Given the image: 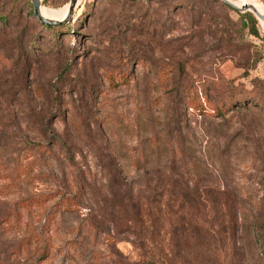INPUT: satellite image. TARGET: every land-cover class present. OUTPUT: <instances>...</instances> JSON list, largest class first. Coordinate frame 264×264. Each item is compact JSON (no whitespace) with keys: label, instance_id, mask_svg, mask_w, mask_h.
Wrapping results in <instances>:
<instances>
[{"label":"rangeland","instance_id":"1","mask_svg":"<svg viewBox=\"0 0 264 264\" xmlns=\"http://www.w3.org/2000/svg\"><path fill=\"white\" fill-rule=\"evenodd\" d=\"M222 2L81 0L55 37L0 0V264H264V21Z\"/></svg>","mask_w":264,"mask_h":264},{"label":"water","instance_id":"2","mask_svg":"<svg viewBox=\"0 0 264 264\" xmlns=\"http://www.w3.org/2000/svg\"><path fill=\"white\" fill-rule=\"evenodd\" d=\"M227 3H229L230 5H232L233 7L237 8V9H241V10H245V11H251L246 5L243 6H239L238 4H236L234 1L232 0H223ZM79 0H70L69 2V12L67 14L66 17H64L63 19H55V18H48L46 16L43 15L42 11H41V1L40 0H32L33 3V7H34V12L35 15L38 17V19L47 25H54V24H58V23H67L73 16L76 7L79 4ZM254 13V11H251ZM256 16H259L260 18L264 19V13H254Z\"/></svg>","mask_w":264,"mask_h":264},{"label":"trees","instance_id":"3","mask_svg":"<svg viewBox=\"0 0 264 264\" xmlns=\"http://www.w3.org/2000/svg\"><path fill=\"white\" fill-rule=\"evenodd\" d=\"M50 0H44L43 1V3L45 4V5H47L48 4V6L50 5V2H49ZM222 4L224 5V6H226L227 8H229V9H231V10H235V11H237L238 12V9L237 8H235V7H233L232 5H230L229 3H227V2H222ZM33 9V8H32ZM35 13V12H34ZM242 16V18H243V20H247V22H248V24H249V26H250V31H251V33L252 34H254L255 36H257V37H261V35H260V32H259V30L257 29V22H258V20H257V18H256V16L252 13V12H250V11H247V12H245L243 15H241ZM1 18L3 19V20H5V19H7L8 18V15H4V14H2L1 15ZM43 26H45L46 28H48L49 30H51L52 31V34L55 36V37H57L58 35H59V33H58V31H59V29H66V30H70L71 31V29L73 28L72 26H71V23H69V24H65V23H58V24H54V25H47V24H44L43 23ZM262 39H264V38H262ZM225 107V106H224Z\"/></svg>","mask_w":264,"mask_h":264},{"label":"bare ground","instance_id":"4","mask_svg":"<svg viewBox=\"0 0 264 264\" xmlns=\"http://www.w3.org/2000/svg\"><path fill=\"white\" fill-rule=\"evenodd\" d=\"M40 1H41V11H42L43 15L48 17V18L62 19V17L64 18L69 12V4H68V7L63 12H57L56 10L51 9L49 7H46V6L43 7V1L44 0H40ZM79 1H81V0H79ZM232 1H234L239 6L246 5L250 10L254 11L255 13H264L263 6L261 4H259L258 2H256L255 0H246V1L232 0ZM260 20L264 21V19H262V18H260Z\"/></svg>","mask_w":264,"mask_h":264}]
</instances>
